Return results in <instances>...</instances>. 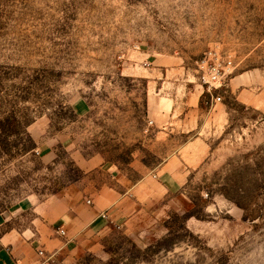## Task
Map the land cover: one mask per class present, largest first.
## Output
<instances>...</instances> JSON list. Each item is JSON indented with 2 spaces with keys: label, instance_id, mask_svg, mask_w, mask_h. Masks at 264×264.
Instances as JSON below:
<instances>
[{
  "label": "rangeland",
  "instance_id": "obj_1",
  "mask_svg": "<svg viewBox=\"0 0 264 264\" xmlns=\"http://www.w3.org/2000/svg\"><path fill=\"white\" fill-rule=\"evenodd\" d=\"M106 189L58 264H264V0H0V205Z\"/></svg>",
  "mask_w": 264,
  "mask_h": 264
},
{
  "label": "crops",
  "instance_id": "obj_2",
  "mask_svg": "<svg viewBox=\"0 0 264 264\" xmlns=\"http://www.w3.org/2000/svg\"><path fill=\"white\" fill-rule=\"evenodd\" d=\"M88 108L87 102H83L74 111L85 115ZM158 178L165 190L172 191L181 185L171 171L159 174ZM105 192L106 199L97 194L89 204L82 200L70 204L62 199L59 204L37 203L29 198L17 206L0 205V264L66 262L83 252L89 236L123 225L129 213L127 195L114 189Z\"/></svg>",
  "mask_w": 264,
  "mask_h": 264
},
{
  "label": "built area",
  "instance_id": "obj_3",
  "mask_svg": "<svg viewBox=\"0 0 264 264\" xmlns=\"http://www.w3.org/2000/svg\"><path fill=\"white\" fill-rule=\"evenodd\" d=\"M220 74L217 70H214L213 72H210V74L208 75V79L209 80H206V84H209L210 82H217L219 79H220ZM206 79V78H204ZM62 235H65V231H61L60 232ZM42 254V252H41Z\"/></svg>",
  "mask_w": 264,
  "mask_h": 264
}]
</instances>
